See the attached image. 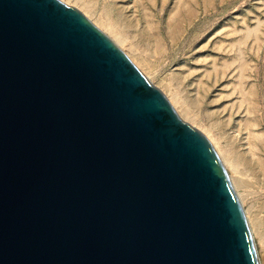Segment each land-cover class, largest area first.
Segmentation results:
<instances>
[{
  "label": "water",
  "instance_id": "95a60500",
  "mask_svg": "<svg viewBox=\"0 0 264 264\" xmlns=\"http://www.w3.org/2000/svg\"><path fill=\"white\" fill-rule=\"evenodd\" d=\"M0 264H260L210 141L60 0H0Z\"/></svg>",
  "mask_w": 264,
  "mask_h": 264
},
{
  "label": "rangeland",
  "instance_id": "374dc122",
  "mask_svg": "<svg viewBox=\"0 0 264 264\" xmlns=\"http://www.w3.org/2000/svg\"><path fill=\"white\" fill-rule=\"evenodd\" d=\"M60 1L111 39L210 141L264 264V0Z\"/></svg>",
  "mask_w": 264,
  "mask_h": 264
},
{
  "label": "bare ground",
  "instance_id": "6f19581e",
  "mask_svg": "<svg viewBox=\"0 0 264 264\" xmlns=\"http://www.w3.org/2000/svg\"><path fill=\"white\" fill-rule=\"evenodd\" d=\"M173 108H174V107H173ZM174 110H175V109H174ZM176 114H177V112H176ZM177 115H178V114H177ZM178 116H179V115H178ZM179 117H180V116H179ZM180 119H181V118H180ZM251 147H252V146H251ZM251 147H250V148H251ZM250 148H249V149H250ZM254 148H255V147H254ZM249 149H248V150H249ZM252 152H253V151H252ZM251 154H252V153H251ZM263 174H264V173H263Z\"/></svg>",
  "mask_w": 264,
  "mask_h": 264
}]
</instances>
